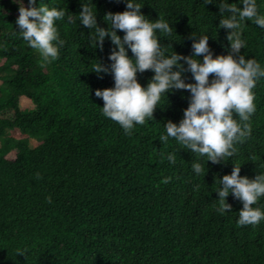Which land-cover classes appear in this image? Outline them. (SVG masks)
I'll use <instances>...</instances> for the list:
<instances>
[{
  "label": "trees",
  "instance_id": "trees-1",
  "mask_svg": "<svg viewBox=\"0 0 264 264\" xmlns=\"http://www.w3.org/2000/svg\"><path fill=\"white\" fill-rule=\"evenodd\" d=\"M44 2L74 18L83 10V0ZM94 2L102 27H109L107 12L127 9L126 0ZM142 2L150 19L162 15L175 28L171 38L160 37L162 45L192 55L199 38L193 33H208L214 54L231 50V30L220 27L222 0ZM258 4L264 11V0ZM19 8L0 0V264H264V220L239 225L243 201L230 193L233 207L221 214L215 191L234 163L253 178L264 170V79L255 88L252 134L233 157L207 165L174 138L165 144L159 138L169 119L183 118L189 89L170 91L155 118L128 135L103 114L105 101L95 94L115 85L113 73L92 71L98 59L111 65L110 37L93 48L94 29L66 15L58 23L67 43L45 62L17 32ZM244 37L241 52L264 64V28L249 19ZM153 75L148 69L138 78L146 86ZM185 78L196 82L190 71ZM23 96L32 110L21 109ZM8 110L13 117L4 115ZM197 159L204 162L199 175L192 168Z\"/></svg>",
  "mask_w": 264,
  "mask_h": 264
},
{
  "label": "clouds",
  "instance_id": "clouds-1",
  "mask_svg": "<svg viewBox=\"0 0 264 264\" xmlns=\"http://www.w3.org/2000/svg\"><path fill=\"white\" fill-rule=\"evenodd\" d=\"M14 2L20 4L16 20L20 30H16L23 40L37 50L45 62L58 58L61 47L67 43L58 23L65 19L66 10L59 5L50 7L44 0H40L39 5L37 0H29L31 6H26L24 0ZM126 2L125 11L106 13L109 27L100 26L94 0H83V10L77 17L67 15L73 23L78 18L80 24L94 29L90 34L93 48L102 49L109 37L116 46L110 53L111 65L98 59L92 70L114 74V86L96 89V96L105 101L103 114L132 135L138 124L155 118L156 108L161 106L165 96L168 99L170 91L189 89L192 95L183 118L179 122L169 119L166 132L159 138L163 144L170 137L174 138L183 148L204 157L207 165L209 161L220 163L233 157L238 151L237 145L252 134L255 88L264 79V64L255 56L249 58L241 52L248 47L244 37L247 21L250 19L264 28V11L260 10L258 0H222L224 17L220 27L231 30L228 34L231 50L218 55L209 44L208 33H193L199 38L193 40L192 55L179 53L170 44L162 45L161 36H173V24L162 15L159 19H150L142 11V0ZM212 2L206 0V4ZM118 30H125L124 35ZM129 49L134 55H129ZM201 54H204L202 58ZM148 69H152L154 75L145 86L138 73ZM189 71L196 82L186 80L185 73ZM167 159L175 163L176 153H168ZM204 162L193 161L196 174L204 172ZM234 164L231 173L219 178L220 187L215 190L219 193L217 211L224 214L233 207L228 201L231 193L243 201L238 224L259 225L264 220V204L260 203L264 198V170L253 178L241 175L242 165Z\"/></svg>",
  "mask_w": 264,
  "mask_h": 264
},
{
  "label": "rangeland",
  "instance_id": "rangeland-1",
  "mask_svg": "<svg viewBox=\"0 0 264 264\" xmlns=\"http://www.w3.org/2000/svg\"><path fill=\"white\" fill-rule=\"evenodd\" d=\"M20 105H21V109H23L24 111H30L34 107L30 99L25 96L21 98ZM4 115L8 117H13L14 111L8 110L4 113ZM29 142L32 146H35L38 143V140L35 137H29Z\"/></svg>",
  "mask_w": 264,
  "mask_h": 264
}]
</instances>
